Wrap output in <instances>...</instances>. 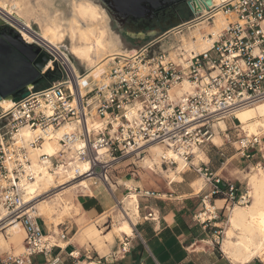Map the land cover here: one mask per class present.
Masks as SVG:
<instances>
[{
  "label": "built area",
  "instance_id": "2783aa9c",
  "mask_svg": "<svg viewBox=\"0 0 264 264\" xmlns=\"http://www.w3.org/2000/svg\"><path fill=\"white\" fill-rule=\"evenodd\" d=\"M200 6L203 11L196 20L165 32L128 55L115 56L100 83L92 78L82 83L89 72L80 71L68 48L56 49L60 53L57 59L38 43L24 40L49 56L42 73H57L61 79L30 90L26 98L12 102L8 111L0 108V232L19 223L26 234L24 253L9 257L6 264L30 263L35 255L49 257L59 242L67 240L66 234L57 239L43 233L38 223L39 203L57 189L42 197L28 192V185L42 175L36 167L55 176L63 174L68 184L89 182L91 187L108 183L119 165L141 160L147 149L156 145L179 155L211 188L202 196L203 211L195 216L199 223L207 225L219 219L216 198H224L232 206L251 203L249 190L239 193L235 184L193 162L195 149L213 144L217 125L236 121L237 112L264 101V0H224L208 10L200 0ZM217 13L229 22L204 53L187 59L180 53L177 65L163 52H155L163 40L193 28L199 20L213 25ZM0 21L21 35L11 23L1 17ZM33 34L38 35L36 31ZM207 37L214 38L212 34ZM50 63L52 67H48ZM185 81L192 92L173 100L171 91ZM65 126L70 130L58 136ZM23 128L34 132L28 140L20 134ZM47 140L57 141L60 151L54 157L41 155L34 166L31 154ZM256 144L257 137L252 141L248 135L239 141L242 149ZM161 161L164 167L176 166L166 157ZM144 195L154 196L150 192ZM148 216L153 218V214ZM215 234L220 244L223 229ZM128 246L126 238L125 253Z\"/></svg>",
  "mask_w": 264,
  "mask_h": 264
},
{
  "label": "crops",
  "instance_id": "0c3cea01",
  "mask_svg": "<svg viewBox=\"0 0 264 264\" xmlns=\"http://www.w3.org/2000/svg\"><path fill=\"white\" fill-rule=\"evenodd\" d=\"M178 42V39H171L161 49L169 51ZM236 121H225L228 128L225 131L216 126L215 135L218 133L221 143L201 148L204 158L194 164L209 167L224 181L235 184L242 193L250 189L249 178L258 175L260 169L264 171V141L258 136V144L242 149L239 141L247 133ZM255 137L250 138L253 141ZM138 164L141 163L126 161L111 172L106 185H93L92 191L86 194L78 191L75 201L80 214L65 219L57 234L39 215L38 223L45 234L55 235L57 239L66 234L67 240L59 242L60 246L49 257L35 255L26 264H50L56 259L59 260L57 264H234L222 251L234 206L224 198H216L214 205L219 219L203 225L195 216L203 211L202 196L211 188L205 186L194 169L177 174L180 179L175 182L159 169H142ZM199 180L203 186L197 193L194 183ZM145 192L154 196L147 197ZM130 194L138 197L139 217L132 224L133 236H119L114 233V228L122 220L120 208ZM149 214H153V218H149ZM220 229H223L224 237L217 244L215 233ZM25 238L23 232L9 249H0V264L24 253ZM126 238L129 246L125 253L123 243ZM249 264H264V260L256 258Z\"/></svg>",
  "mask_w": 264,
  "mask_h": 264
},
{
  "label": "bare ground",
  "instance_id": "6f19581e",
  "mask_svg": "<svg viewBox=\"0 0 264 264\" xmlns=\"http://www.w3.org/2000/svg\"><path fill=\"white\" fill-rule=\"evenodd\" d=\"M4 1H8L9 3L5 15L8 17V22L11 23L14 28H16L18 24L14 21L13 15L20 20L27 21L29 25L32 20L39 22L38 12L29 0ZM44 1L49 2L50 0ZM223 1L224 0H213V4L219 5ZM201 11H203L202 8ZM103 14L96 4L85 1L82 3L75 2L72 7L71 19L66 18L62 13H55L53 16H48L47 14L44 23L39 22L42 28L43 44L38 42V45L42 48L50 52L54 46H61L67 40L71 42V55L80 61L82 65H85L89 72L88 75L82 79V83H88V79L94 78L97 74H100V78H95V82L100 83L102 81V75L107 72L110 61H112L115 56L128 55V53H119V42L109 36L105 27L106 25L103 22L105 19V14ZM228 22L227 17L222 13H217L212 25L213 27L217 23V29L201 37L200 31L203 27L199 25L195 26L190 35L196 36L197 41L189 42L184 46L182 45V47H179V52L176 50L171 51V61L178 65L180 62V53L183 54L182 56H184L185 59L194 54L204 53L216 41L219 33L226 27ZM17 30H20V28ZM208 34H212L214 38H208ZM20 36L29 43L34 40V36L28 32H25L24 36L21 33ZM182 41L185 42L184 40ZM186 42H188V39ZM192 90L193 88L190 83L185 81L181 86L171 91V97L175 100L181 98L186 93H191ZM12 105L13 103L11 101L4 100L0 103V108L8 111L12 108ZM236 118L242 130L246 132L248 136L260 137L264 135V101L240 110L237 112ZM219 127L224 131L227 128L225 122H221ZM69 130L70 126L63 127L58 131V136ZM33 133L34 132L29 128H23L20 131L21 136L27 140ZM221 141V137L216 133L213 138V143L218 145ZM59 151L60 147L57 141L47 140L41 148L31 154L32 163L34 166H38L41 155L54 157ZM147 153L148 154L142 158L141 163H143V165H150V170L152 171L159 169L162 173L167 174L172 181L179 180L180 178H178L177 174H181L188 170L187 165L180 156L170 149L168 150L161 146L154 145L147 149ZM202 153V150L195 149V164H197V161L202 160ZM163 157L175 161L176 171L172 168L166 171L163 168V163L161 161ZM36 168L39 169L40 172L42 171V175L38 176L34 183L28 185L27 189L29 193H37L39 197L57 189L51 198L42 200L38 205V214L44 217L47 224L51 225L57 234L59 232V226L64 223L65 219L74 218L79 215V208L75 201L76 193L82 191L83 194H86V192H91L92 190H90L89 182L68 184L70 181L63 174L55 176L52 173L41 170L40 167ZM249 179L250 182L248 186L250 188L249 192L252 201L247 206H234L228 219V228L225 233L226 237L222 245L223 253L234 264H249L256 258L264 260V236H262L259 231L258 219L260 208L264 205V171L260 169L258 175H253ZM202 186L201 180L194 183L197 193L201 191ZM112 195L113 194H111V196ZM122 204V220H120L119 225L117 224L115 226L114 233L119 236L127 235L131 237L133 236L132 224L136 223L139 217L140 203L136 195L130 194L123 200ZM23 232L25 233V230L19 223H14L9 226L6 232H0V249H9L14 240L22 237Z\"/></svg>",
  "mask_w": 264,
  "mask_h": 264
},
{
  "label": "water",
  "instance_id": "95a60500",
  "mask_svg": "<svg viewBox=\"0 0 264 264\" xmlns=\"http://www.w3.org/2000/svg\"><path fill=\"white\" fill-rule=\"evenodd\" d=\"M110 19H152L155 12L187 3L193 15L201 11L200 0H99ZM208 10L213 0H201ZM193 3L194 5H191ZM179 22L176 25H180ZM0 21V26H4ZM13 31V30H12ZM14 32V31H13ZM15 41L0 43V103L4 100L19 102L26 98L30 90L47 86L48 73H42L50 58L34 45H28L19 34L14 32ZM162 35V34H161Z\"/></svg>",
  "mask_w": 264,
  "mask_h": 264
},
{
  "label": "rangeland",
  "instance_id": "374dc122",
  "mask_svg": "<svg viewBox=\"0 0 264 264\" xmlns=\"http://www.w3.org/2000/svg\"><path fill=\"white\" fill-rule=\"evenodd\" d=\"M29 1L32 4V6L35 8V10H37V12H38L37 13L38 19H39V22H41V23H44V21L46 20L45 17H46L47 14H48V16H50V15L53 16L55 13H59V14L62 13L66 18H70V17L72 18V7H73V5H74L75 2L76 3H82V2L85 1V2H91L93 4H96L97 6H99L101 13L102 14L103 13L105 14V15L103 14L105 16L104 17L105 19H104L103 22L106 25V26L105 25L104 26L106 27V30L108 31L109 36L112 37V38H114V39H116L119 42V53L120 54H122V53H128V52H131V51H134V50H139L141 47H143L144 45H146V44H148V43L151 42V41H147V42H143L141 44L140 43H137L136 46H131L130 43H126L125 42V39L113 27V24L111 23V19H110L109 15L107 14V12L105 11V9L100 4L96 3L94 0H50L49 2H45L44 0H29ZM8 7H9L8 1L0 0V17L2 19H4L5 21H7V22L9 20H8V17L5 15V13L7 12ZM13 19L20 26L21 31L23 33L28 32V33H30L31 35L34 36V40L32 42H35V43L40 42V43L43 44L42 28H41V24L39 22H37L35 20H32V22H30V25H29V23H27V21L20 20L19 18H17L14 15H13ZM196 19H197L196 15H193L187 21L180 23V25L182 26L183 24H185L187 22H190V21H193V20H196ZM201 22L202 21L199 20V21H197L194 24L195 26H198L199 25V26L203 27L202 30L200 31L201 32L200 37L206 35L207 33H210L211 31H213L215 29H217V26H218L217 23H218V21L216 23L217 25L215 24V26H213V27H212V25H208V23L207 24L206 23L203 24ZM199 23H201V24H199ZM178 26L179 25H174V26L170 27L168 30H166L165 32L170 31V30H173L174 28H176ZM195 26L193 28H190V29L184 28V29H182V33L180 35H178V34L172 35L169 38L163 40L160 44H158L155 47V49H154L155 52H163L167 57H170L171 51L177 50V48L182 47V45L184 46V45H186L189 42L197 41L196 36L190 35L191 31L194 30ZM33 31H36L38 35L33 34ZM162 35H160V36H158V37H156V38H154L152 40L154 41V40L158 39L159 37H161ZM37 38H39L40 40L37 39ZM186 38L188 39V42H186L187 41ZM171 39H174L176 41L178 39L179 40L178 44L173 49H170L169 51H163L161 49L162 45L164 43H166L167 41H171ZM182 40H184L185 42H183ZM61 46L68 48V50L70 51L71 42L69 40H67ZM59 47L60 46H54V48L50 51L51 54L53 53L57 57V59H60V57H59L60 56L59 55L60 53L56 52V49L59 50ZM74 61L77 64V66H78V68L80 69L81 72H85L86 70H88L86 68V66L85 65H82L81 62L78 61L77 59L74 58ZM95 78L99 79L100 78V74L95 75V77L92 78V79L95 81ZM57 81L58 80H55V81H52L51 83H54V82H57ZM236 123L239 125V122L238 121ZM237 134H241V133H237ZM259 138L260 139H263V141H264V136L263 135H261ZM231 140L232 141H235V137L231 136ZM202 154L203 155H202L201 158L203 159L204 158V153H202ZM141 160H139L140 163H141ZM138 165H141L142 166L143 163L138 164ZM143 167L146 168V169H150V165H143L142 166V169H144ZM175 167L176 166L169 167V169L172 168L174 171H176ZM79 214H80V209H79ZM122 214L123 213L121 212V208H120V212H119L120 217H121ZM43 233H45V230L44 229H43Z\"/></svg>",
  "mask_w": 264,
  "mask_h": 264
},
{
  "label": "flooded vegetation",
  "instance_id": "af4514ba",
  "mask_svg": "<svg viewBox=\"0 0 264 264\" xmlns=\"http://www.w3.org/2000/svg\"><path fill=\"white\" fill-rule=\"evenodd\" d=\"M96 3L101 4L99 0H94ZM193 16V12L187 3H179L176 6L160 9L155 12L152 19H141L132 21L130 18L126 20L111 19L113 27L125 39L126 43L131 46H136L137 43L153 41L152 39L160 36L170 27L185 22ZM16 28H20L18 25ZM22 35L24 33L19 30ZM15 33L8 26H0V43L2 41L12 42L15 41ZM24 38V37H23ZM25 39V38H24ZM50 63L48 67H52ZM52 74V73H50ZM49 74V75H50ZM49 83V82H48Z\"/></svg>",
  "mask_w": 264,
  "mask_h": 264
},
{
  "label": "snow or ice",
  "instance_id": "6c2138e0",
  "mask_svg": "<svg viewBox=\"0 0 264 264\" xmlns=\"http://www.w3.org/2000/svg\"><path fill=\"white\" fill-rule=\"evenodd\" d=\"M259 231L262 236H264V205L260 208V214H259Z\"/></svg>",
  "mask_w": 264,
  "mask_h": 264
},
{
  "label": "trees",
  "instance_id": "16d2710c",
  "mask_svg": "<svg viewBox=\"0 0 264 264\" xmlns=\"http://www.w3.org/2000/svg\"><path fill=\"white\" fill-rule=\"evenodd\" d=\"M60 78L61 77L57 73H52L48 77V82L51 83L52 81L60 80Z\"/></svg>",
  "mask_w": 264,
  "mask_h": 264
}]
</instances>
